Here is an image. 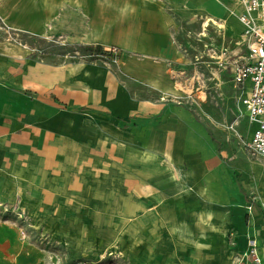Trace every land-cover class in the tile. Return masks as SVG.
I'll return each mask as SVG.
<instances>
[{
    "label": "rangeland",
    "instance_id": "obj_1",
    "mask_svg": "<svg viewBox=\"0 0 264 264\" xmlns=\"http://www.w3.org/2000/svg\"><path fill=\"white\" fill-rule=\"evenodd\" d=\"M106 1L0 0V85L10 91L0 97L10 100L0 129V264H257L244 258L249 235L245 246L225 218L235 207L212 190L200 197L206 169L197 175L190 160L172 159L173 137L158 152L150 124L89 115L67 99L81 84L127 79L128 56L107 52L95 35L113 16ZM175 13L174 103L208 131L223 162L264 163L243 144L252 127L231 71L248 52L243 25L225 11L216 17L226 29L204 30L211 12L192 22ZM79 63L111 74L87 78ZM176 82L193 91L175 90Z\"/></svg>",
    "mask_w": 264,
    "mask_h": 264
},
{
    "label": "crops",
    "instance_id": "obj_2",
    "mask_svg": "<svg viewBox=\"0 0 264 264\" xmlns=\"http://www.w3.org/2000/svg\"><path fill=\"white\" fill-rule=\"evenodd\" d=\"M203 1H106L104 6L114 9L113 16L110 22L104 23L102 29H96L95 35L102 40L101 44L117 46L128 56L121 65L127 79H115L111 88H108L106 79L93 86L81 84L76 93L72 91L70 95H65L70 103L90 108L89 115H114L126 124L134 122L141 127L150 124L152 135L155 130L157 132L158 152L161 150L159 146L168 137H173L174 148H171V152L166 151L173 153L172 159L190 160L192 168L199 170L197 175H201L203 168L206 169L208 181H204L203 189L197 190L200 197L203 198V194L212 190L235 207L225 218L228 217L238 228L236 236L245 246H248L246 234L250 239L258 240L257 246L261 252L259 248L257 251L261 264H264V205L259 204L262 210L258 204L249 207L253 204L255 194L261 196L259 190L264 186V163L246 162L238 165L223 162L212 136L185 106L174 103L180 97L175 96L170 87V67L179 61L181 53L175 36V10L178 9L179 14H184L190 22L208 11L215 17L229 11L239 20V13L244 11V7L235 0ZM79 64L83 65L82 74L87 78L111 74L108 67L96 63ZM41 68L38 67L39 73ZM56 74L54 70L47 76ZM70 88L75 90L73 82ZM4 95L9 98L10 91L0 85V97ZM8 103L10 100L0 98L1 130H6V122L3 121L7 118H2V115H8L4 110ZM246 217H249V227L243 229L242 222Z\"/></svg>",
    "mask_w": 264,
    "mask_h": 264
},
{
    "label": "built area",
    "instance_id": "obj_3",
    "mask_svg": "<svg viewBox=\"0 0 264 264\" xmlns=\"http://www.w3.org/2000/svg\"><path fill=\"white\" fill-rule=\"evenodd\" d=\"M244 7L239 20L245 26L242 43H246L248 52L231 62L234 87L239 92V107L243 110L252 127L251 135L243 141L249 154L264 158V0H235ZM107 52L118 54L120 48L111 46ZM231 58V56L229 57ZM264 205V197L257 194L253 197V205ZM250 248L244 258L254 256V261L261 264L258 246L255 239L249 240Z\"/></svg>",
    "mask_w": 264,
    "mask_h": 264
},
{
    "label": "bare ground",
    "instance_id": "obj_4",
    "mask_svg": "<svg viewBox=\"0 0 264 264\" xmlns=\"http://www.w3.org/2000/svg\"><path fill=\"white\" fill-rule=\"evenodd\" d=\"M221 20V21H220ZM241 22V21H240ZM210 23H214V24H218L220 27H224L226 29L227 27V24L224 23V21L218 17H215V16H207L206 17V20L204 21V24H203V29L205 30L206 27L210 24ZM242 23V22H241ZM243 24V23H242ZM244 26V25H243ZM244 31V29H243ZM243 31L241 33V40L243 38ZM201 34L204 35V33L202 32ZM175 90L179 91H184V92H187V93H191L193 91L192 89V86H184V84L180 83V82H176L175 83ZM202 98L204 99L205 98V92H202ZM242 172V171H241ZM193 174V173H192ZM183 186V185H182ZM185 187V186H183ZM188 188V187H187ZM254 217V216H253ZM256 244H259L258 243V240H256ZM164 258V257H163ZM163 260V259H162Z\"/></svg>",
    "mask_w": 264,
    "mask_h": 264
}]
</instances>
